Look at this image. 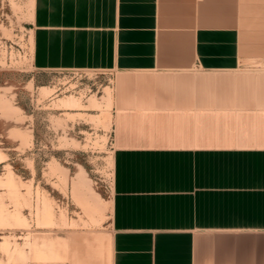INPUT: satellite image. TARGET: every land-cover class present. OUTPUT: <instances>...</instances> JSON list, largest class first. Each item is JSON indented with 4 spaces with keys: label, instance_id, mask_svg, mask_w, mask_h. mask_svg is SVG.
Wrapping results in <instances>:
<instances>
[{
    "label": "crops",
    "instance_id": "obj_1",
    "mask_svg": "<svg viewBox=\"0 0 264 264\" xmlns=\"http://www.w3.org/2000/svg\"><path fill=\"white\" fill-rule=\"evenodd\" d=\"M29 25L33 70L111 76L104 251L79 264H264V0H34Z\"/></svg>",
    "mask_w": 264,
    "mask_h": 264
},
{
    "label": "rangeland",
    "instance_id": "obj_2",
    "mask_svg": "<svg viewBox=\"0 0 264 264\" xmlns=\"http://www.w3.org/2000/svg\"><path fill=\"white\" fill-rule=\"evenodd\" d=\"M33 2L0 0V264H79L104 251L111 76L33 70Z\"/></svg>",
    "mask_w": 264,
    "mask_h": 264
}]
</instances>
